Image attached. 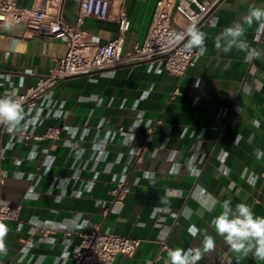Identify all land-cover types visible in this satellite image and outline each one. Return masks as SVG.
Instances as JSON below:
<instances>
[{"label":"crops","instance_id":"crops-1","mask_svg":"<svg viewBox=\"0 0 264 264\" xmlns=\"http://www.w3.org/2000/svg\"><path fill=\"white\" fill-rule=\"evenodd\" d=\"M16 1L26 8L38 5L37 0ZM158 1L113 0L112 19H87L90 40L102 45L117 37L115 16L122 5L131 23L123 54L131 53L135 45L146 39ZM251 6L264 8V0L218 1L197 27L207 34V51L196 58V65L182 77L165 69L157 70L155 61L133 62L93 76L61 81L47 94L46 100L52 99L62 106L52 109L45 124L34 128V133L44 136L49 127L65 128L60 141L46 137L39 141L31 139L26 145H18L10 160L0 165L7 173L0 187V198L15 206H25L30 215L40 217L28 222H6V252L0 253V264H33L38 255L46 253L44 264H65L66 258L73 255L72 250L64 252L62 245L66 236L60 227L66 219L78 225L77 232H90L98 227L141 241L132 258L119 257L115 264H149L159 253L157 264H170L168 252L161 251L156 241L158 236L167 237L171 249L199 248L202 259L198 264H264L251 254L231 251L210 226L225 199H230L233 206L246 203L256 215L264 216V157L257 159L254 155L257 149L264 152L263 28L256 22L251 26L245 24L244 39L259 53L252 59L235 47L224 52L214 44L227 27L237 22L244 24L243 18ZM50 10L75 24L79 3L59 0ZM174 21L176 28L188 25L176 12ZM5 25L0 34V97L1 86L8 87L16 96L25 94L39 77L47 75L67 49L64 37L45 41L33 37L22 23L10 29ZM23 110L20 125L12 130L6 126V131L19 133L32 124L31 118L26 121L30 109L23 107ZM140 111L144 112L147 128L152 129L142 153L140 145L147 128L136 126ZM94 123L106 131L119 127L129 130L126 139L118 138L116 144H109L100 153L97 177L104 180L95 187V192L89 167L94 151L101 145L87 141L89 127ZM74 128L79 130L77 137L71 136ZM195 128L205 129L200 151L210 155L206 164L196 160L198 142L192 137ZM2 146L11 147L5 141ZM86 149L92 152L84 160L81 156ZM113 153L112 174L104 175ZM71 160L76 179L71 193L67 195L62 189L52 192L51 187L56 186L58 179L69 176ZM82 170L87 173L79 179ZM145 171L154 177L145 178ZM114 175L130 183L131 193L120 213L104 217L109 202L94 205L93 201L114 188ZM58 196H62L61 201H57ZM170 211H181L183 216L175 219L169 216ZM46 223L54 234L43 243L39 241L42 234L37 227ZM190 229L197 235L192 236ZM27 233L33 234L38 254L28 246L17 248ZM205 234L212 235L216 242L215 248L208 252L202 248ZM53 238L59 239L60 244L55 245ZM77 243L78 235L74 233L70 248ZM56 251H61L58 254L61 256L53 254Z\"/></svg>","mask_w":264,"mask_h":264},{"label":"built area","instance_id":"built-area-1","mask_svg":"<svg viewBox=\"0 0 264 264\" xmlns=\"http://www.w3.org/2000/svg\"><path fill=\"white\" fill-rule=\"evenodd\" d=\"M37 1L38 5L26 8L19 6L16 0H0V34L3 24L10 23L15 25L22 23L31 31L33 37H38L45 41L66 38L67 49L57 63L48 70L47 75L39 77L35 85L30 87L25 94L16 96L8 87L1 86L3 96H13V98L20 101L22 108L28 107L30 109V114L26 117V121L31 118L32 124L19 133L8 132L5 130L6 125H0V165L2 162L10 160L13 151L18 145H26L31 139L39 141L46 137L60 141L62 130L65 127H49L44 136L36 135L33 129L45 124L52 109H61V103H57L52 99H45L47 94L61 81L93 76L109 68L146 61H155L157 70L165 69L175 76H184L190 68L196 65V58L199 56L196 50L188 52L185 49L188 41L187 29L191 25L198 27L202 24L219 0H208L205 2L200 0H159L157 11L146 39L143 44L135 45L133 51L126 55L123 54V51L131 23L122 5L118 8L115 16L119 29L117 37L107 44L99 45L90 40L91 32L86 21L89 18L103 21L112 19L113 0H76L79 3V10L75 24L63 19L59 13L54 14L51 12V5L59 3V0ZM175 12L188 22L187 26L183 28L174 26ZM172 33H184L185 40L178 43H169V37ZM260 37L261 35L258 34V38ZM61 115L64 117L65 112ZM135 120L137 127L147 128L143 111L138 112ZM88 131L87 141L101 145L99 150L94 151L91 159L92 164L89 167L92 172L93 190L95 192V187L104 180L100 176L97 177L99 173L97 163L100 153L106 150L109 144H116L118 138L126 139L129 130L125 127H119L113 131H106L97 127L96 123H94L89 127ZM70 133H72V137H77L79 130L74 128ZM151 133L152 129L147 128L144 140L140 145V153L145 150L147 139ZM204 133V128H195L192 131V137L198 142L195 153L199 164H206L210 159L209 154L200 151ZM3 141L9 143L11 147L4 148L2 146ZM91 152V149L84 150L81 158L84 160L88 159ZM114 155L115 153L108 159V168L103 172L104 175L112 174V169L115 165ZM70 162L72 165H69V176L58 179L56 186L51 187L52 192L55 189H62L66 191L67 195L71 193L76 179L73 176V160ZM86 173V170L80 171L79 179H83ZM143 176L145 178H153L154 174L145 171ZM6 177L7 173L0 169V187L5 183ZM112 179L115 184L114 188L108 194L103 195L104 197H98L93 201L94 205L98 202H109V206L103 212L104 217H107L109 213H120L123 210L125 199L131 193V185L127 180H121L117 175H114ZM61 200L62 196H58L57 201ZM85 216L83 217L86 218ZM169 216L178 219L183 216V213L181 211H170ZM39 218L38 215H30L25 206H15L11 202L0 198V223L5 225L7 221L28 222V220H38ZM89 218L87 217V219ZM77 226V224H72L69 219H66L60 227V231L66 236L62 243L64 252L71 250L73 252L71 257L66 258L65 264H115L119 257L132 258L141 243L139 239L103 231L98 227L90 232H77ZM37 228L42 234L39 239L40 242H46V239L51 234H54L51 226L47 223ZM74 233L78 235V243L76 247L71 249L70 237ZM156 241L160 244L161 251L169 252L171 250L167 244V237L158 236ZM52 242L55 245L60 244L59 239L56 238H53ZM23 246L30 247L34 254L39 253V249L34 247L32 233H27L22 240V244L17 246V248L21 250ZM61 253V251H56L53 254L61 256L58 255ZM46 256L47 253L38 255L33 264H44ZM160 258L161 253L151 260L149 264H157Z\"/></svg>","mask_w":264,"mask_h":264},{"label":"clouds","instance_id":"clouds-1","mask_svg":"<svg viewBox=\"0 0 264 264\" xmlns=\"http://www.w3.org/2000/svg\"><path fill=\"white\" fill-rule=\"evenodd\" d=\"M244 24L234 23L227 27L221 35L215 38L214 44L217 50L229 52L233 47L246 53L248 59L259 55L250 48L245 37V24L251 26L256 22L260 28H264V8L251 6L244 16ZM12 25L6 24L5 28L10 29ZM188 41L185 49L188 52L196 50L198 55L206 51L205 41L207 34L200 31L195 25L187 29ZM185 40L184 33H172L169 43H178ZM195 86H199V81ZM24 119V110L18 99L10 95L0 97V125H6L9 130L15 129ZM257 159L264 157V152L259 149L254 154ZM221 211L216 215L210 226L215 233L222 237L224 242L235 253H242L247 256L251 254L254 259L264 261V216L256 215L252 208L243 202L234 206L230 199H225L221 205ZM211 210V209H209ZM190 234L196 236L197 232L190 229ZM8 233L6 225L0 223V253L6 252L4 238ZM216 242L212 235L205 234L203 240V251L208 252L215 248ZM191 253L189 255L188 253ZM170 264H198L202 259V252L199 248L185 251L183 249H171L168 252Z\"/></svg>","mask_w":264,"mask_h":264}]
</instances>
